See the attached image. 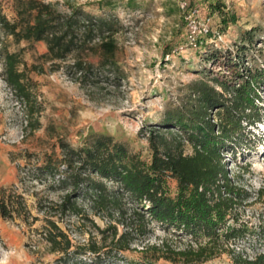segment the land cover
Here are the masks:
<instances>
[{
  "label": "trees",
  "instance_id": "obj_1",
  "mask_svg": "<svg viewBox=\"0 0 264 264\" xmlns=\"http://www.w3.org/2000/svg\"><path fill=\"white\" fill-rule=\"evenodd\" d=\"M64 4L66 9L47 0H12L14 18L0 15L2 36L15 45L43 43L46 52L39 59L49 64L51 72L63 70L82 88L98 85L110 76L116 78L119 47L115 36L122 28L118 17L96 16L79 5ZM189 4L202 6L207 16H217L205 37H211L213 30L222 34L237 22L236 15L216 0H191ZM257 31L256 27L242 31L234 52L214 51L205 57L212 64L221 61L227 74L222 79L189 84L186 100L165 115L158 129L150 131L149 161L133 152L126 141L97 132L85 135L76 147L59 137V154H44L42 163L18 168L19 182L25 174L48 183L52 190H65L57 203L36 202L38 214L44 216L42 235L48 251L59 255L56 264L118 263L120 254L130 251L134 240L144 237L153 225L168 237L184 240L185 247L162 241L153 246L159 257L133 264H155L156 258L173 264H202L222 254H228L233 264H264V253L250 257L231 247L243 231L227 226V219L248 194L229 177L223 162V153L245 144L247 128L259 121L256 111L264 86V62L248 59L249 49L257 44ZM20 52L4 49L0 56L3 78L26 108L27 127L35 130L39 122L33 117L39 111L30 90L29 72L41 74L44 67L36 63L27 66ZM89 57L98 58L97 65ZM173 128L191 146V155H184L181 142L173 141ZM169 179L176 182L174 194ZM15 189H0V219L37 221L24 195ZM263 194L261 189L257 197ZM86 208L107 217L104 229L88 218ZM71 216L89 221L99 241L89 239L85 245H75L59 226Z\"/></svg>",
  "mask_w": 264,
  "mask_h": 264
},
{
  "label": "rangeland",
  "instance_id": "obj_2",
  "mask_svg": "<svg viewBox=\"0 0 264 264\" xmlns=\"http://www.w3.org/2000/svg\"><path fill=\"white\" fill-rule=\"evenodd\" d=\"M79 5L86 13L118 17L122 28L115 38L119 50L115 62L119 68L116 78L103 80L98 85L82 88L72 81L63 70L51 72L49 64L39 59L46 52L43 43L28 46L21 42L15 45L11 38L2 36L0 30V56L4 49L20 54L27 66L42 64L41 74L29 72L32 80L31 93L38 108L33 118L39 127H27L26 108L16 94L6 85L0 62V189L16 190L23 194L32 217L24 222L19 218L0 219V264H56L59 255L48 251L42 230L44 216L36 210L37 199L57 203L65 190H52L49 184L32 180L25 174L19 182L18 168L42 163L44 154L60 153L57 139L63 138L76 147L89 133H108L117 140L126 141L133 152L150 160L148 138L152 129H158L166 114L176 110L189 95V84L197 80L222 79L227 73L221 61L211 63L207 55L217 51H235L240 33L252 27L256 32L257 44L248 51V59L264 62V0H216L227 11L236 15L235 25L211 37L198 35L197 47L187 42L188 28L176 0H47ZM189 3L191 0H187ZM12 0H0V15L9 20L14 18ZM198 22L208 17L202 6L198 7ZM217 20L212 17L210 25ZM262 41V43H261ZM262 49V53L258 49ZM88 60L97 65L98 58ZM71 59L68 60L70 62ZM211 84V82H209ZM212 85V84H211ZM256 117L259 121L247 128L246 141L233 152H224L223 159L229 177L238 182L248 194L247 199L237 205L227 226L243 231L231 247L252 257L264 253V151L259 153L264 138V86L259 92ZM165 131V130H162ZM174 142H181L184 155L193 153L191 146L183 140L180 132L173 128ZM169 136H167L168 138ZM263 145V144H262ZM172 194L176 182L168 180ZM35 194V196H33ZM81 204V202H78ZM85 205V204H82ZM85 208V206H83ZM88 218L104 229L107 217L95 215L86 208ZM57 221V218H53ZM59 226L69 235L75 245H85L89 239L99 241L100 236L87 220L67 217ZM122 231V226L118 224ZM166 241L176 248H184L186 242L168 237L157 226H152L144 237L136 238L131 250L121 253L122 260L115 264L142 263L153 260L158 251L153 246ZM155 264H173L156 258ZM202 264H233L228 254Z\"/></svg>",
  "mask_w": 264,
  "mask_h": 264
},
{
  "label": "built area",
  "instance_id": "obj_3",
  "mask_svg": "<svg viewBox=\"0 0 264 264\" xmlns=\"http://www.w3.org/2000/svg\"><path fill=\"white\" fill-rule=\"evenodd\" d=\"M177 6L182 13L183 20L188 28L187 42L193 47H197L198 35H206L209 31L212 17H206L201 23L196 19L199 15V9L190 6L187 0H176Z\"/></svg>",
  "mask_w": 264,
  "mask_h": 264
},
{
  "label": "bare ground",
  "instance_id": "obj_4",
  "mask_svg": "<svg viewBox=\"0 0 264 264\" xmlns=\"http://www.w3.org/2000/svg\"><path fill=\"white\" fill-rule=\"evenodd\" d=\"M260 132H261L262 137L264 138V128ZM258 151H259V153L264 151V143L263 142L261 143V147L259 148Z\"/></svg>",
  "mask_w": 264,
  "mask_h": 264
}]
</instances>
